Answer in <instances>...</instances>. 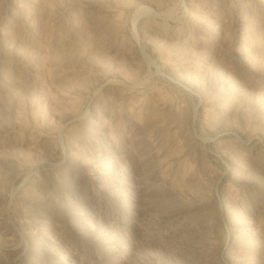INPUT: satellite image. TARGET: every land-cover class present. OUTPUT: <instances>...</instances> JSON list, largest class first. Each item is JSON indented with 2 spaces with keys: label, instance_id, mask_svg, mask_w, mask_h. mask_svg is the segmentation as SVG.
<instances>
[{
  "label": "rangeland",
  "instance_id": "rangeland-1",
  "mask_svg": "<svg viewBox=\"0 0 264 264\" xmlns=\"http://www.w3.org/2000/svg\"><path fill=\"white\" fill-rule=\"evenodd\" d=\"M0 264H264V0H0Z\"/></svg>",
  "mask_w": 264,
  "mask_h": 264
},
{
  "label": "bare ground",
  "instance_id": "bare-ground-1",
  "mask_svg": "<svg viewBox=\"0 0 264 264\" xmlns=\"http://www.w3.org/2000/svg\"><path fill=\"white\" fill-rule=\"evenodd\" d=\"M135 12H136V11H135ZM143 12H144V11H143ZM141 14H142V11H137V12L133 15V18L131 19V20H132V26L134 25L136 19H137ZM132 31H133V29H132ZM132 34H133V33H132ZM133 35H134L135 37H137V36H136V30H135V32H134ZM137 50H138V52L140 53V55L142 56V58L144 59V61L146 62V64H147L148 66H152L153 68H155V69H154L155 72H157V73H161V72H163V71L161 70V68L158 66V64H156L155 61H154V60L148 55V53L144 50V48H143L142 45L138 44V45H137ZM194 115H195V109L193 110V117H194Z\"/></svg>",
  "mask_w": 264,
  "mask_h": 264
}]
</instances>
